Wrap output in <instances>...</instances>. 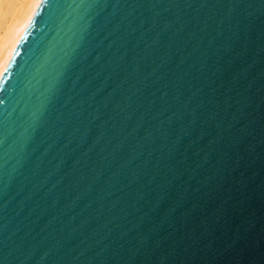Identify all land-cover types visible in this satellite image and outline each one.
Returning <instances> with one entry per match:
<instances>
[{
	"label": "water",
	"instance_id": "water-1",
	"mask_svg": "<svg viewBox=\"0 0 264 264\" xmlns=\"http://www.w3.org/2000/svg\"><path fill=\"white\" fill-rule=\"evenodd\" d=\"M0 264H264V0H40L0 76Z\"/></svg>",
	"mask_w": 264,
	"mask_h": 264
},
{
	"label": "bare ground",
	"instance_id": "bare-ground-1",
	"mask_svg": "<svg viewBox=\"0 0 264 264\" xmlns=\"http://www.w3.org/2000/svg\"><path fill=\"white\" fill-rule=\"evenodd\" d=\"M40 0H0V76Z\"/></svg>",
	"mask_w": 264,
	"mask_h": 264
}]
</instances>
